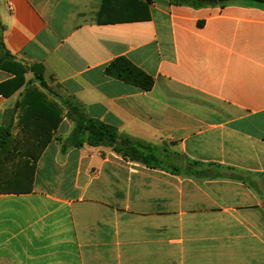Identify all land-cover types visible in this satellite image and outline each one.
<instances>
[{
  "label": "crops",
  "instance_id": "obj_1",
  "mask_svg": "<svg viewBox=\"0 0 264 264\" xmlns=\"http://www.w3.org/2000/svg\"><path fill=\"white\" fill-rule=\"evenodd\" d=\"M144 3L0 0L15 61L43 64L55 100L156 146L163 165L69 146L64 117L30 184L11 142L0 264H264V5ZM119 58L152 89L108 75ZM13 77L0 68V84ZM25 88L0 93V127Z\"/></svg>",
  "mask_w": 264,
  "mask_h": 264
},
{
  "label": "trees",
  "instance_id": "obj_2",
  "mask_svg": "<svg viewBox=\"0 0 264 264\" xmlns=\"http://www.w3.org/2000/svg\"><path fill=\"white\" fill-rule=\"evenodd\" d=\"M144 6L152 0H146ZM194 7L224 6L234 0H178ZM264 5V0H245ZM100 22L111 23L103 19ZM5 26L0 20V68L14 75L10 80L0 84V93L9 96L24 85L26 86L21 99L8 114L3 126L0 127V154L10 151L11 142H18L15 151L33 164L30 166L29 181L35 170V164L43 151L52 141L64 117L74 123V128L67 138L69 146L82 147L85 144L111 148L115 153L133 162L141 163L149 168H162L157 165L159 160L158 148L143 140L134 139L120 134L118 129L100 120L91 118L85 108L75 99H67L60 104L55 94L45 81V67L43 64L24 65L16 62L14 57L5 49L3 32ZM31 72L33 79L26 81L25 75ZM106 73L126 83H130L145 91L152 89L154 79L144 71L138 69L124 58H119L110 64ZM10 90V91H9ZM120 139V141H118ZM160 162V161H159ZM24 181H27L24 180Z\"/></svg>",
  "mask_w": 264,
  "mask_h": 264
},
{
  "label": "water",
  "instance_id": "obj_3",
  "mask_svg": "<svg viewBox=\"0 0 264 264\" xmlns=\"http://www.w3.org/2000/svg\"><path fill=\"white\" fill-rule=\"evenodd\" d=\"M118 141H120V139H118Z\"/></svg>",
  "mask_w": 264,
  "mask_h": 264
}]
</instances>
